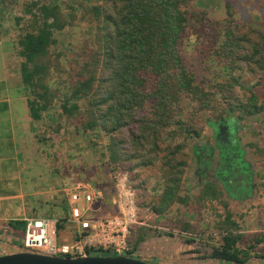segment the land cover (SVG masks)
I'll use <instances>...</instances> for the list:
<instances>
[{
	"label": "trees",
	"instance_id": "obj_1",
	"mask_svg": "<svg viewBox=\"0 0 264 264\" xmlns=\"http://www.w3.org/2000/svg\"><path fill=\"white\" fill-rule=\"evenodd\" d=\"M193 3L194 0H72L67 14L55 0L22 3L28 19L16 44L21 57L18 69L37 133L44 113L55 100L63 97L60 108L67 126H74L81 134L93 138L100 133L108 136L103 156L112 170L131 173L160 161L158 170L164 189L157 213L185 201L186 197L179 195L188 166L185 140L200 137L203 127L197 118L199 113L210 112V116L220 119L218 123L225 122L228 129H237L238 125L234 119L226 117L227 110L238 111L242 114L241 120L264 113V96L260 99L253 88L239 84L240 76L233 75L247 71L250 75L264 77V35L253 28L247 29L244 35L239 33L238 26L226 27L220 35L224 38L221 42L217 38L219 43L213 53L218 62L230 70L229 82L207 79L198 82L195 74L188 70L181 48L191 21L203 20L204 13H193L190 7ZM78 17L87 21L89 30L92 28V47L70 60L62 52L63 35L66 30L72 32L68 27H74ZM253 36L257 40H252ZM147 74L154 80L151 88L147 87ZM262 82L264 84V78ZM235 85L244 90L241 100L233 95ZM184 103L185 107L194 105L188 120L182 117ZM218 123L209 122L215 128ZM168 128L177 129V136L185 135L182 144L162 147ZM221 145L230 156L239 150L237 143ZM252 146L264 157V147ZM204 156L202 153L200 163ZM234 159L239 165L237 170H220L225 190L215 183H206L198 201H222L225 193L237 200L249 198L253 171L238 157ZM85 171L81 170L80 175ZM257 179L259 182L254 186L259 187L264 199V171L258 172ZM111 190L108 196L114 194V189ZM222 205L226 209L227 201H222ZM69 217L65 218L68 223ZM62 222L63 219L58 224L59 229L63 227ZM217 229L222 241L213 249L212 258L243 264L250 252L264 242V237H258L257 233L253 240L242 241L243 234L232 212H227ZM87 252L114 255L103 249Z\"/></svg>",
	"mask_w": 264,
	"mask_h": 264
},
{
	"label": "rangeland",
	"instance_id": "obj_2",
	"mask_svg": "<svg viewBox=\"0 0 264 264\" xmlns=\"http://www.w3.org/2000/svg\"><path fill=\"white\" fill-rule=\"evenodd\" d=\"M28 1L31 2L33 0H0V40L2 38H10L14 42L13 51L18 57V66L21 64V57L16 44L25 31L22 27L26 25V20L28 19V15L23 11L22 3ZM55 1L61 4L64 14L71 11L68 4H72V0ZM76 1L85 2V0ZM75 6L76 10H79L78 5ZM190 7L193 13L204 14L201 22L196 23L195 19L191 21V25L188 27L182 42V54L188 70L195 74L198 82L206 79L213 82H229L230 70H226L213 53L218 41L217 38L219 42L222 41L224 37L222 38L221 36L228 26L233 29L235 26L240 27L239 33L244 35L249 28L256 29L264 35V0H194ZM85 22L78 17L75 21V26L72 28L68 27L72 32H67L66 30V33L63 32L66 35L61 33L65 43L62 52L70 60L72 56H82L83 51H87L88 48L92 47V33L90 32L92 28L89 30L90 27L87 25V21ZM252 40H257L256 36H253ZM57 53L61 52L56 51L55 54ZM233 75L240 76L239 84L246 88H253V92L260 99H263V75H250L247 71H237ZM147 77H149L147 87L151 88L154 80L150 78L149 74H147ZM210 84L212 83L210 82ZM243 94L244 90L239 85H235L233 88L234 97L241 100ZM62 98L55 100L54 105L44 113L46 120L43 119L39 123L37 136L43 143V147L49 148L54 153L53 163L56 168V175L59 174L60 177L65 178L68 176V179L65 180H69L67 185L69 188V192L67 191L69 193V202L65 203L62 209L59 210V216L61 217H56L59 220L63 219V227L59 229L58 240L66 242L71 237H75V227L65 221V218L70 216L68 203H70L71 195L75 192L72 189L77 184H88L91 188H97L103 196L102 205L100 206L101 212L104 215H119L120 213L116 206L118 204V193L116 192L115 176L121 172L115 169L112 170L106 163L105 156H103L105 145L108 143V136L100 133L98 135L94 134L93 138L92 136L81 134L74 126H67L65 116L60 108ZM185 102L187 103L188 101ZM232 103L235 102L233 101ZM193 106L192 103L185 107L184 103L182 114L184 120L189 119ZM177 112L178 110H176ZM225 115L229 119H234V122L238 125L237 129H231V132L227 131L233 134V139L230 135H227L226 138L231 143L235 142L233 144H238V149L243 154L244 163L250 166L253 171V184L251 183V195L249 198L237 200L232 195L225 193L222 201H227L228 207L226 209L223 207L221 200L202 203L198 201L201 189L206 183H215L219 186V189H224V180H221L220 175L222 170L220 171L219 168L220 159H223L219 146L223 147L221 144L224 143L220 144L218 142L216 128L214 125L209 124L210 121L218 123L220 119L210 116V112L202 111L197 117L203 127L200 137H191L185 140L188 146L184 149L188 154V166L183 175L179 191V195L182 198L186 197L185 201H178L172 204L164 213L155 211L161 206L160 197L163 193L162 189L161 194L158 197L155 196L156 189H158L157 185H159L158 182L161 178L158 170L160 161H157L156 165L146 166L135 172H125L130 176L132 186L136 192L135 200L139 222L138 226L133 225L131 228L130 250H135V253L130 255L139 258L136 256V252H144L143 250L146 248L148 252L156 255L161 253L162 248H164V253L168 251L167 254H174L176 251L181 252V249L188 248V251H192V254L197 251V255L201 257L211 255L213 249L222 241V235L217 227L224 220L227 212H232L234 220L240 226V232L243 234L242 241L254 239L255 234H247L245 232L249 230H257L258 237H264L262 219H260L261 223L257 224L255 222L256 219L252 217V214H254L264 218V212L262 213L261 211L264 208V199L259 187L254 186V184L259 182V179H257L258 172L264 171V157L257 154V148L252 146L255 144L259 148L264 147V113L257 117L246 116L242 120L240 119L242 114L238 111L229 112L227 110ZM221 126L228 127L225 122L217 124L218 128ZM177 131V129L173 128L166 129L163 135L162 147H166L168 144L183 143L185 135L177 136ZM202 153L205 156L203 162L200 163ZM206 167H208L207 170ZM83 169L86 171L80 175L79 172ZM161 180L163 179L161 178ZM111 189H114L115 192L112 196H108L109 191H112ZM13 192H16V190H13ZM104 204H106L105 209H107V212L104 211ZM250 210L252 214L249 213ZM148 214H152L154 217L157 215V221L154 220L155 218H151L150 215L149 219L146 218ZM33 216L38 217L40 214ZM140 224H143V226ZM25 227V223H14L13 237L7 226L0 225V255L4 252L23 248L22 241ZM133 229H135V233H133ZM263 243H260L254 251L250 252L251 256L247 261L248 264H264ZM245 248L243 246V249ZM257 256L262 258H256ZM190 258L195 259V255ZM141 259L146 261H149V259L160 260L159 262H161L159 257H142ZM209 263L212 264L211 262Z\"/></svg>",
	"mask_w": 264,
	"mask_h": 264
},
{
	"label": "crops",
	"instance_id": "obj_3",
	"mask_svg": "<svg viewBox=\"0 0 264 264\" xmlns=\"http://www.w3.org/2000/svg\"><path fill=\"white\" fill-rule=\"evenodd\" d=\"M9 40H0V225L7 226L12 235L13 223H25V219L37 217L33 215L61 217L59 210L69 202V180H65L68 176L56 175L53 151L44 148L36 136L28 95L18 69V57L13 51L14 42ZM158 184L156 197L164 189L161 178ZM68 205L70 210V203ZM249 213L252 214L251 210ZM149 215L157 221V215L148 214L146 218L149 219ZM252 217L257 224L261 223L260 219L264 224V218L259 215L252 214ZM256 231L245 232L256 234Z\"/></svg>",
	"mask_w": 264,
	"mask_h": 264
},
{
	"label": "built area",
	"instance_id": "obj_4",
	"mask_svg": "<svg viewBox=\"0 0 264 264\" xmlns=\"http://www.w3.org/2000/svg\"><path fill=\"white\" fill-rule=\"evenodd\" d=\"M115 179L119 215H104L100 209L103 200L101 191L88 184H77L70 197L69 223L75 227L74 239L59 242L58 218L30 217L25 219L22 247L53 256H83L91 249H103L114 255L127 254L130 251L131 228L139 225L136 192L127 173L121 172Z\"/></svg>",
	"mask_w": 264,
	"mask_h": 264
},
{
	"label": "water",
	"instance_id": "obj_5",
	"mask_svg": "<svg viewBox=\"0 0 264 264\" xmlns=\"http://www.w3.org/2000/svg\"><path fill=\"white\" fill-rule=\"evenodd\" d=\"M219 129L222 132L220 127ZM226 129H228V127H224V132H227ZM219 136L220 134L218 133L217 139ZM0 264H160V262L153 259L146 261L127 254L107 256L85 254L77 257L53 256L28 251L22 248L1 254Z\"/></svg>",
	"mask_w": 264,
	"mask_h": 264
},
{
	"label": "flooded vegetation",
	"instance_id": "obj_6",
	"mask_svg": "<svg viewBox=\"0 0 264 264\" xmlns=\"http://www.w3.org/2000/svg\"><path fill=\"white\" fill-rule=\"evenodd\" d=\"M220 128L222 129V132L220 131V129L218 127H216V138H217L218 133L220 134V136L218 138V142L220 144L224 143V144L229 145V146L234 145L233 143H235V142L231 143V141H229L226 138L227 135H230L232 137V139H233V134L232 133H228V132H224V127L223 126H221ZM227 131L231 132V129H227ZM230 136H229V138H230ZM219 151L223 155V159L221 158L220 162H219L220 170H222L223 172H227V171L229 172V171H231L233 169L234 170L238 169L239 165L236 164L237 161L234 158L238 157V160H240L242 162L244 161V160H242V158H243L241 156L242 153L239 150L238 151H233V153H234L233 156H230V154H226L224 149L221 146H219ZM228 151L232 152V150L229 149V148H228ZM221 160L225 161V163H223ZM243 167L245 168V166H243ZM207 169H208V167H206V170ZM163 249L164 248H162L161 253L159 255L152 254V252H148L145 249V250H143L144 252H140V253L136 252V256L139 257V258L140 257L141 258L142 257L143 258L159 257V259H161V262H160L161 264H210L209 262H211L212 264H215V263H218V264H227V263L228 264H236V263H233V262H231V263L226 262L225 260H222V259L212 258L211 255H207V256L201 257V256L197 255L198 254L197 251H195V254L194 253L192 254V251H188L189 250L188 248L184 249V250H187L185 252H184V250L181 249V252H177L176 251V252H174V254H167L168 251H166V253H164ZM134 253H135V250L132 249L127 254L130 255V254H134ZM192 255H195V259L190 258V257H192ZM250 256L251 255H249L247 257V259L244 261L243 264H248L247 261L249 260ZM256 258H262V257L257 256ZM222 262H224V263H222Z\"/></svg>",
	"mask_w": 264,
	"mask_h": 264
}]
</instances>
